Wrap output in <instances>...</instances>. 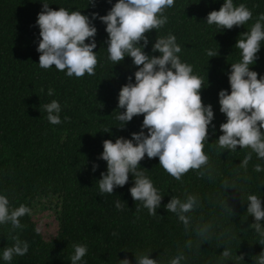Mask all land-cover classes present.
<instances>
[{"label": "trees", "instance_id": "trees-1", "mask_svg": "<svg viewBox=\"0 0 264 264\" xmlns=\"http://www.w3.org/2000/svg\"><path fill=\"white\" fill-rule=\"evenodd\" d=\"M45 2L57 10H79L90 19L93 13L98 14L92 19L97 29L94 51L98 63L94 75L85 73L80 78L69 77L66 70L54 65L41 68L36 20L42 0H0V195L7 196L10 209L21 204L31 209L30 215L20 218L22 228L0 224V264H71L74 244L87 247L80 264H120L124 258L136 264L139 254H149L158 264H170L181 254L184 259L180 264H256L264 244L250 227L255 218L247 212V198L257 195L264 206V170H254L256 164L264 168V159L250 148L238 145L230 151L218 146L223 134L220 124L227 119L220 112L218 93L231 91V64L242 60L235 44L264 14V0H233L235 6L244 4L252 18L232 29L206 22L207 14L219 10L224 0H175L163 13L167 22L146 33L149 42L142 50L149 56L161 55L152 51L157 38L176 37L181 47L177 55L202 79L203 103L211 104L214 113L202 149L208 162L201 169H190L177 180L163 169L158 157L145 155L140 161L139 168L162 196L155 216L142 202L133 200L132 173L112 194L99 191L98 180L107 171V162L99 158L103 141L131 139L143 123V115H137L121 128L117 119L124 111L118 108L120 88L129 82V76L135 83L138 70L130 56L116 64L109 59L106 24L99 16L106 15L117 0ZM86 43H91V38ZM260 46L256 61L249 65L258 78L264 76V41ZM209 50L217 55L208 56ZM50 88L54 89L51 96ZM52 100L61 105V123L56 125L49 123L43 107ZM143 131L147 134V129ZM249 152L252 158L245 169L240 163ZM93 163L98 165L95 171ZM188 196L195 197L196 204L185 213L189 217L185 228L165 205L172 197L184 202ZM44 199L58 200V230L50 239L34 218L36 204ZM117 200L123 204L122 210L115 207ZM261 223L264 226V221ZM205 226L208 231L198 235L197 230ZM13 237L26 241L28 252L5 261L3 251L15 244ZM225 248L231 252L228 258L222 256Z\"/></svg>", "mask_w": 264, "mask_h": 264}, {"label": "clouds", "instance_id": "clouds-1", "mask_svg": "<svg viewBox=\"0 0 264 264\" xmlns=\"http://www.w3.org/2000/svg\"><path fill=\"white\" fill-rule=\"evenodd\" d=\"M94 2L90 0V3ZM174 2L117 0L106 15L99 16L106 24L109 59L116 64L125 56H130L138 69L134 73L135 83L131 82L132 77L129 76V82L122 85L119 91L118 108L124 109L117 116L123 125L121 128L134 116L143 115L141 131L133 132L131 139L118 137L115 142L111 139L103 141V152L99 158L107 162V171L102 172V178L98 180L99 191L101 194H112L115 187H123L128 182L129 173H132L134 185L130 188V194L134 201L142 202L153 216L161 205L162 196L139 168L140 161L145 155L150 159L158 157L163 169L177 180L190 169H201L208 162L202 149L214 118L211 104L205 106L202 100L203 81L193 74L191 65L181 62L177 55L181 47L174 35L156 39L152 51H159V56H149L142 50L149 42L146 33L161 28L167 22L163 13L166 8L173 7ZM42 5L36 20L40 30L37 47L39 66L48 69L54 65L60 71L66 70L69 77L80 78L85 73L94 75L98 63L94 51L97 29L92 19L97 18L98 14L93 13L90 19L79 10L53 9L45 0H42ZM251 18L252 12L244 4L235 6L233 0H224L219 10L207 14L206 22L222 29H232L245 25ZM262 21L264 14L252 25L250 32H244L235 44L241 50L242 60L231 64L228 73L230 93L224 89L218 93L220 112L227 118L226 122L220 124L223 134L218 138V146L230 151H235L238 145L240 148H250L258 158L264 159V132L261 131L264 129V76L258 78V73L249 68L256 61L261 41H264ZM89 38L91 43H86ZM141 41L143 44H140ZM207 55L214 57L217 53L209 50ZM53 92L54 89H48L49 96ZM43 107L49 123H61V105L58 101L52 100ZM143 129H147V134ZM251 158L252 153L249 152L240 166L246 169ZM97 167L93 163V171ZM254 170L260 172L264 168L256 164ZM247 199V212L255 218V223L250 227L261 237L260 244H264V226L261 223L264 221V206L257 195H249ZM195 204L196 198L193 196H188L184 202L172 197L165 207L167 211L176 213L187 228L189 217L185 213L191 211ZM115 207L122 210L123 204L117 200ZM25 214H31L29 207L21 204L10 209L7 196L0 195V224L10 223L14 229L22 228L20 218ZM207 231L208 226H205L198 229L197 234L204 236ZM13 239L15 244L3 251L5 261L28 252L26 241L16 237ZM73 248L71 264H80L87 247L74 244ZM230 255V250L225 248L222 256L228 258ZM135 259L136 264H158L157 259L150 258L149 254L136 255ZM182 259L183 255H178L170 264H180ZM255 261L256 264H264V251ZM120 264H131V261L124 258Z\"/></svg>", "mask_w": 264, "mask_h": 264}, {"label": "rangeland", "instance_id": "rangeland-1", "mask_svg": "<svg viewBox=\"0 0 264 264\" xmlns=\"http://www.w3.org/2000/svg\"><path fill=\"white\" fill-rule=\"evenodd\" d=\"M57 203L56 199H44L38 202L34 209V218L38 221L39 229L48 239L57 234L58 222L56 218L59 210Z\"/></svg>", "mask_w": 264, "mask_h": 264}]
</instances>
